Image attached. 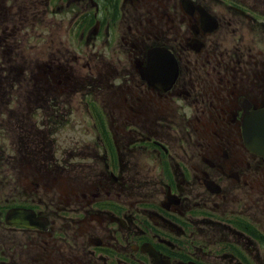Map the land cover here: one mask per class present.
Here are the masks:
<instances>
[{"label":"flooded vegetation","instance_id":"flooded-vegetation-1","mask_svg":"<svg viewBox=\"0 0 264 264\" xmlns=\"http://www.w3.org/2000/svg\"><path fill=\"white\" fill-rule=\"evenodd\" d=\"M58 31L67 42L36 68L66 74L65 88L38 79L33 95L53 130L82 137L65 160L77 183L40 192L57 180L37 170L33 186L0 196V264H264V156L245 136L247 117L264 111V0H0V37ZM90 47V58L108 55L79 74ZM57 97L55 109L89 122L52 116ZM47 129L31 135L51 171L63 160L47 149ZM145 163L161 179L151 193ZM14 208L32 211L34 226L9 225ZM4 231L26 235L24 249V235Z\"/></svg>","mask_w":264,"mask_h":264},{"label":"rangeland","instance_id":"rangeland-1","mask_svg":"<svg viewBox=\"0 0 264 264\" xmlns=\"http://www.w3.org/2000/svg\"><path fill=\"white\" fill-rule=\"evenodd\" d=\"M38 37H41V40H37ZM11 38V39H10ZM11 41H10V40ZM15 40H20V47H13L12 43ZM23 41L25 45H23ZM66 35L63 31H58L55 34H44V35H37V34H23L20 33L19 35H12V36H5L1 35L0 37V196L3 195H12L16 194L19 191H22L24 188L23 186L31 184L34 185V181H30L28 179L29 176L33 175V172L37 170L52 172L48 174L47 179L55 178L56 182L43 181L41 188L39 189L40 192L46 191L43 186L49 187L50 189L55 190L56 192H62L66 187H69L72 182L77 183L76 175L72 176V173L69 174L71 170L69 168L66 169L65 160L71 156L78 155L82 151V137L80 133H77L76 137L74 136V132L69 130L67 125L60 130H53L54 127L51 122L48 125L49 118L43 115V111L40 112V109L36 104V96L34 97L35 93V82H39L38 79L44 81V79L48 78L52 80V85L55 88L63 89L65 88L64 85L61 83L59 84L60 80L65 79V75L60 73L59 70L54 69L48 74H44L43 70H39L36 66L39 64L41 65L44 60H48L51 54L58 55V51L51 49V47H55L66 43ZM10 43V47L6 44ZM39 43L41 45H39ZM38 44V45H37ZM98 45H102L98 43ZM10 48V49H9ZM88 54L86 56H80L76 61V66H79V74H82L83 65L86 62L93 61L96 63L102 62L104 55L107 57L108 52L105 48L101 49L102 55L95 56L90 58L91 54H96L93 51V48H88ZM63 54L65 59H68L69 53L67 51H60ZM108 60V59H105ZM25 62L27 64L28 71L25 74H22V70L25 67H21L20 64ZM45 68V67H44ZM48 70L47 68H45ZM84 71H87L85 68ZM40 72V73H39ZM55 76V78H52ZM63 77L61 79V77ZM107 85L110 87L108 90H114L116 83L112 80L107 82ZM34 97V98H33ZM63 100L65 99L66 95H63ZM62 97H57L56 100L50 99L53 102V106H51L50 112L51 115L57 118H61L66 123L72 124H80L84 122H89L88 116H84L79 113L73 114H66L68 111H63L62 109H55L56 101L60 100ZM78 97L77 95L74 99V106L78 107ZM60 107L62 105L59 104ZM22 108L17 109L14 114H10L8 112V108ZM116 115V114H115ZM115 116H111L109 121H112ZM117 117V115H116ZM180 117V116H179ZM196 123V121H194ZM35 125H38V128H48L47 130L51 131H44L45 137L47 140L44 142L47 149L50 150V154L55 158H60L63 161L61 163H54L52 162L53 168L50 170L49 163L46 164V167H40V162L35 159V152L36 148L33 144L31 132ZM193 128V127H192ZM26 130V134L22 132ZM78 130V129H77ZM76 130V131H77ZM29 131V132H28ZM169 133L172 134L174 138V152H178V136L179 134L174 130H169ZM196 132V131H195ZM30 138V150L28 151L27 140L26 143L22 144V139ZM84 138V137H83ZM87 138V137H85ZM43 149V145H38V150ZM43 153L49 154L43 149ZM140 157V156H139ZM143 160V159H142ZM70 161H76L70 160ZM77 164H81L77 162ZM139 175L143 182H148L149 187L148 189L144 190V192L151 193L152 187H158L161 184V179L156 177V169L153 167L151 163H145L139 169ZM54 180V181H55ZM188 189V186H185ZM141 191V190H140ZM47 194V193H44ZM158 199H162V197L156 196ZM1 198V197H0ZM3 229V225L0 223V232ZM6 237H12L17 242L22 238L21 236L24 235L18 232H6ZM163 237L167 238L166 235H162ZM24 239H22L21 244L19 245L22 249H24L25 242L27 241V236L24 235ZM27 250L33 252L32 249L26 247ZM25 248V249H26Z\"/></svg>","mask_w":264,"mask_h":264},{"label":"water","instance_id":"water-1","mask_svg":"<svg viewBox=\"0 0 264 264\" xmlns=\"http://www.w3.org/2000/svg\"><path fill=\"white\" fill-rule=\"evenodd\" d=\"M247 137H250V147L264 155V115L257 114L251 117L248 122ZM27 218L25 211L21 209L12 210L8 214V219H11L10 223L12 225L28 226L29 224L27 222L30 221H24Z\"/></svg>","mask_w":264,"mask_h":264}]
</instances>
